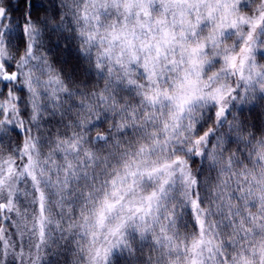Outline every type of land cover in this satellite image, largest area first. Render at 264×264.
Masks as SVG:
<instances>
[{
	"label": "snow or ice",
	"instance_id": "1",
	"mask_svg": "<svg viewBox=\"0 0 264 264\" xmlns=\"http://www.w3.org/2000/svg\"><path fill=\"white\" fill-rule=\"evenodd\" d=\"M0 264H264V0H0Z\"/></svg>",
	"mask_w": 264,
	"mask_h": 264
},
{
	"label": "trees",
	"instance_id": "2",
	"mask_svg": "<svg viewBox=\"0 0 264 264\" xmlns=\"http://www.w3.org/2000/svg\"><path fill=\"white\" fill-rule=\"evenodd\" d=\"M66 55L69 56V57H71L72 54L71 53H66Z\"/></svg>",
	"mask_w": 264,
	"mask_h": 264
}]
</instances>
